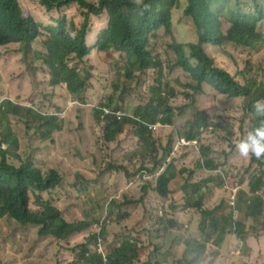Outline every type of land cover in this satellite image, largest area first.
<instances>
[{
	"label": "rangeland",
	"instance_id": "obj_1",
	"mask_svg": "<svg viewBox=\"0 0 264 264\" xmlns=\"http://www.w3.org/2000/svg\"><path fill=\"white\" fill-rule=\"evenodd\" d=\"M92 1L96 4L99 2V0ZM237 1L218 0V3L231 10ZM20 2L25 15L43 24L39 38L32 45L33 50L40 55L29 54L38 69L36 71L26 69L27 59L24 61L23 54L18 52L19 45L0 47V103L10 99L23 108L32 109L37 114L58 116L61 129L43 138V135L37 133L39 124L36 119L34 117L29 119L30 124L35 127L27 129L25 113L21 112L19 115H8V120L0 124V141L3 124H9L19 139L17 153L21 156L22 163L30 160L43 174L49 169H55L63 177L61 185L44 194V199L50 200L60 209L68 222L85 220L94 225L84 233L75 234L67 240H60L52 236L40 237L37 227L20 226L12 219L2 218L0 219V264L78 263L77 253L74 250L85 243L87 238L104 228L105 235L94 246V250L108 254L118 248L125 238H132L138 243L136 250L138 257L134 264H243L244 262L264 264V260H256L259 255L264 256V240L253 239L252 236L242 240L235 234L228 236L231 244L228 251H225L228 257L234 256V260L211 261L215 248L212 242H205L208 235L201 227L204 218L202 210L194 207V204L199 201L201 207L209 211L219 206L223 199L214 200L213 195L197 191L190 197L192 206L186 208L182 205L181 193V187L189 177L187 166L198 163L202 145H209L213 149L211 161L214 169L211 167L209 170L226 171L228 176L229 173L237 174L238 179H244L242 183L245 180L248 183L251 174L264 172V166L253 163L252 157H242L240 160L236 157L238 152L234 153V141L255 126L254 120L249 117L250 114L256 113L253 105L257 100L252 99L249 102L247 112L245 106L248 98L229 99L212 88L205 87V93L199 99V107L205 109L210 116H219L220 122L227 128L223 130L210 127L197 143L188 146L179 145V150L173 156L177 163L174 168L175 178L170 182L173 194L169 197L164 198L154 190L158 177L152 181L145 177L146 174H142L143 171H147L148 175L155 173V170L166 160V150L171 147L174 151L178 141L188 132L190 121L193 119L194 111L191 108L180 113L178 111V108L192 96L188 92L189 77L177 66L176 55L172 54L169 47L173 44L174 38L179 37L180 34H183V38L188 37L184 39L186 45L191 42L192 37L198 41L196 27L189 30V27L195 26L193 21L186 16L185 19L181 18L187 0H179L177 7L173 9L170 32L168 33L165 28L164 32L152 37L149 45L154 54L162 52L163 58L160 60L168 62L163 78V88L166 91L164 94L166 100L163 104L171 106L174 112L172 125L162 127L158 131L162 142L160 160L157 164L154 163L150 152L143 151L137 146V138L132 135L137 131L135 124L129 122L118 140L106 146L105 124L99 122L95 116L96 108L106 103L105 95L115 89L118 98L116 108L124 111L127 118L136 117L139 106H148L154 100L151 91L155 87V82L153 79L150 82L147 80L150 72L136 70L125 55L114 50L107 52L93 50L83 63L75 55L67 56V65L81 72L82 75L87 71L93 77H90L87 102H81V97L74 98L68 92L66 97L53 98L62 92L60 87L53 89L52 97L49 95L44 100L41 94L52 92L47 86L48 70L41 59V54L48 55L44 42L48 39L49 32L45 26L54 24L53 18L56 19L60 12L55 11L53 15L45 14L38 0H20ZM240 5L243 14L259 16L257 28L264 35V0H246ZM65 9L70 18L81 20L77 8ZM93 17L90 18V32L87 35L89 46H94L100 41L109 21L107 15ZM219 19L222 28L228 31L230 28L228 15H220ZM259 45L257 50L246 47L236 48L233 44H226L223 47L210 44L209 52L213 56L215 65L225 68L238 82L253 86V95L258 96L260 100L264 91L263 41H260ZM207 46L208 44L205 45ZM129 70L132 71L133 77H127ZM38 82H41V85ZM115 85H122L125 89H116ZM61 87L64 89V86ZM158 102L162 104L160 100ZM240 118L241 123H239ZM226 129L232 131V134ZM7 153L13 156L10 162L19 166L20 160L16 158L14 152L11 150ZM199 172L198 180L208 175L204 170ZM147 185L151 187H146ZM215 187L226 191L222 179ZM145 188H148V194L144 196ZM258 194L264 198V189ZM32 203L33 199H31V208H35ZM228 211L230 206H225L222 213ZM163 220H166V224L162 223ZM173 222L177 225L174 226ZM246 224L251 231L259 234L264 230V215L257 221L248 219ZM187 240L192 241L190 245H185ZM200 244H204L206 249H200ZM218 249L223 250V247Z\"/></svg>",
	"mask_w": 264,
	"mask_h": 264
},
{
	"label": "trees",
	"instance_id": "obj_2",
	"mask_svg": "<svg viewBox=\"0 0 264 264\" xmlns=\"http://www.w3.org/2000/svg\"><path fill=\"white\" fill-rule=\"evenodd\" d=\"M178 3L179 0H144V5L147 6L148 10L141 14L135 9L132 0H99L98 4L92 0H38V4L45 14L53 15L55 11L60 12L56 19L53 18L56 26L54 24L45 26L49 32V37L44 42L45 51L48 52V55L41 54V59L48 69L46 74L47 86L52 89V92L42 93L43 99H47L49 95L52 97L51 93L55 88L60 87L62 92L53 98L66 97L68 92L74 98L81 97V102H87L89 83L93 77L87 71H84L85 75H82L81 72L79 73L67 65V56L75 55L83 63L93 50L99 52L114 50L125 55L136 70L150 72L147 80L150 82L153 79L155 82V87L151 91L154 100L148 106H139L136 117L127 118L124 111L116 108L118 98L114 89L113 92L105 95L106 103L96 108L95 116L99 122L105 124L104 139L106 146L118 140L129 122L135 124L137 131L132 135L137 138V146L143 151L150 152L154 163L157 164L160 160L162 141L158 131L152 129V126L159 123L172 125L174 112L168 104H163L166 100L163 78L168 62L167 60H160L163 58L162 52L154 54L148 46L150 36L155 31L164 32L166 28L168 33L170 32L172 11ZM212 6H215L214 11ZM65 8H77L81 20L70 18ZM233 8L235 12L232 13L218 3V0H187L181 18L185 19L186 16L193 21L195 26L189 27V30L196 27L198 41L192 37L191 42L186 45L184 39H188V37L183 38V34H180L179 37L174 38L173 44L169 46L172 54L177 56V65L196 82L195 85L189 84L191 90L195 91L192 97L178 108L179 113L188 108L194 111L190 128L184 137L186 141L198 142L210 127L223 130L227 128L220 122L219 116H210L205 109L199 107V99L204 95L205 87H210L229 99L248 98L245 106L247 112L249 102L252 99L259 100L258 96L253 95V86L238 82L225 68L215 65L213 56L209 52L210 44L222 46L224 43L230 42L236 48L246 47L259 50V42L263 41L264 43V35L257 28L260 21L259 16L243 14L239 0L235 2ZM224 14L228 15L231 24L228 29V36L223 42H212L215 36L214 27L221 26L218 16ZM104 15L109 17L108 27L101 35L100 41L94 46H89L87 35L90 32V18L91 16ZM42 27L43 24L25 15L20 0H0V47H7L13 43L19 44L18 52L23 54L24 61L27 59L26 69L31 71L38 69L29 54L40 55L39 52L33 50L32 45L39 38ZM220 31L224 33L225 29H220ZM207 44L208 46L205 47ZM127 77H133L131 70L128 71ZM203 83L207 85L202 89ZM38 84L41 85V82ZM61 86H64V89ZM115 88L125 89L122 85H115ZM260 98V100H264V91ZM21 112L25 113L27 129H34L35 126L30 124L29 119L31 117L36 119L39 124L37 133L43 135V138H47L53 131L61 129L58 116L37 114L30 108H23L8 100H4L0 106V124L8 120V115H19ZM249 118L255 122L252 130L259 125L261 120H264V117H260L256 113L250 114ZM241 122L240 118L239 123ZM226 130L232 134V131ZM247 133L240 135V138ZM1 135V143L6 146V149H0V219L9 218L16 221L20 226L37 227L40 237L52 236L60 240H67L75 234L89 230L94 224L92 225L88 221L70 223L65 219L60 209L53 205L50 200L44 199V194L61 185L62 175L55 169H49L46 174H43L30 160H25L22 163L21 156L17 153L19 139L9 124H3ZM11 150L20 160L19 166L10 162V158L13 156H9L7 152ZM212 151L213 149L209 145L200 146V159L195 165L187 166L189 177L181 187V193L183 194L182 205L186 208L192 206L190 197L197 191L213 195L214 200L216 198L223 199L219 206L209 211L203 209L199 201L194 204V207L202 210L204 218L201 227L208 235L205 242H212L215 248L214 257L211 260L215 261L221 255L218 248L224 247L230 234H235L238 238L245 240L253 232L247 226L246 221L248 219L257 221L263 217L264 198L258 193L264 189V172L262 171L261 174L253 173L249 177L248 183L246 180L242 183L244 179H238L237 174L229 173L228 176L226 171L209 170L211 167L214 169L211 161ZM236 151L234 144V153ZM172 153L173 148L169 147L166 150L165 158L171 157ZM236 157L242 160L239 154ZM263 160L264 158L256 159L254 156L251 158V161L258 166H264ZM176 163L175 158L172 157L170 166L158 178L154 188L164 198L173 194L172 189H170V180L174 175L173 170ZM199 170L206 171L208 175L198 180ZM221 179L226 191L215 187ZM241 185L248 187L251 196L241 190L234 206L231 204L230 189ZM146 187L151 186L147 185ZM147 194L148 188H145L144 196ZM31 199H33L32 204L35 208H31ZM197 199L199 200L198 196ZM247 202L250 204L248 205ZM225 206H230V211L222 213ZM244 207H246L245 210ZM162 223L166 224V220H163ZM173 225L176 226L177 223L173 222ZM104 235L105 228L100 233L87 238L85 243L77 246L74 252L77 253L78 263L70 264L135 263L138 257L136 246L126 242H123L120 248L110 253L107 257L108 262H106L104 256L93 249ZM191 242V240H187L185 245H190ZM199 246L200 249H206L204 244ZM197 253L199 254L198 251ZM223 258L231 261L234 256H223ZM256 260L260 259L257 258ZM247 263L244 262L243 264Z\"/></svg>",
	"mask_w": 264,
	"mask_h": 264
},
{
	"label": "clouds",
	"instance_id": "obj_3",
	"mask_svg": "<svg viewBox=\"0 0 264 264\" xmlns=\"http://www.w3.org/2000/svg\"><path fill=\"white\" fill-rule=\"evenodd\" d=\"M240 3H243L244 1L246 0H239ZM132 3L134 4L135 6V9L137 11H139L141 14H143L145 11H147V6L144 5V0H132ZM212 9L214 11V8L212 6ZM232 13L235 12V10L233 8H231ZM253 15V14H251ZM220 15L218 16V20L220 21ZM221 22V21H220ZM230 24V23H229ZM230 27H231V24H230ZM220 29H223L222 28V22H221V26L220 27H215V36H214V39L212 42H223L227 36H228V31L226 30L224 33L220 31ZM157 33H161V31L159 32L158 31H155L154 33L151 34L150 36V44H151V40H152V37L154 35H156ZM13 44H16V43H13ZM149 44V45H150ZM226 44H230V42H226L224 43V45L220 46V47H223L225 46ZM19 45V44H17ZM20 46V45H19ZM149 48V46H148ZM150 50V48H149ZM151 51V50H150ZM152 52V51H151ZM176 55V54H175ZM176 59H177V56H176ZM177 62V60H176ZM177 64V63H176ZM178 66V65H177ZM179 67V66H178ZM185 74H187L181 67H179ZM47 69V68H46ZM48 70V69H47ZM188 75V82H187V85H188V92L191 93V96L193 95V90H191V88L189 87V84H193L195 85L196 82L193 81L191 79V77ZM60 85H63V84H60ZM207 84L206 83H203L202 84V89L206 86ZM222 96V95H221ZM225 97V96H224ZM5 100H8V101H11L13 103H15L14 101L10 100V99H5ZM4 101V100H3ZM2 101V102H3ZM2 102L0 103V106L2 104ZM16 104V103H15ZM19 105V104H17ZM20 106V105H19ZM171 107V106H170ZM253 108L256 112V114L260 117H264V100H257L254 105H253ZM168 125H163L161 123L155 125V126H152V129H155L156 131H159L160 128L162 127H166ZM194 143H197V141H186L184 138H181L179 141H178V146L174 149L173 153H172V156L171 157H168L165 162L159 166L156 170H155V173L151 174V175H148L147 171H143L142 174H146L145 177L148 178L149 180H152L156 177H161V175L163 173L166 172V170L168 169V167L170 166V160L171 158L174 156L175 152L179 150V145L181 146H188V145H191V144H194ZM235 143V147H236V150L238 152V154L243 157V158H250L252 156H254L256 159H261V158H264V120H261L259 125L257 127H255L253 130L249 131L245 136H243L242 138L238 139V140H235L234 141ZM0 149H6V146L4 144L1 143L0 141ZM175 168V167H174ZM174 171V170H173ZM175 178V173L173 175V177L171 178L170 182ZM158 180V179H157ZM153 183V182H152ZM157 184V182H156ZM245 186L244 185H241L239 187H235L233 189H230V195H231V204L235 206V203H236V200L237 198L239 197V193L241 190H243L245 193H247L249 196H251L250 194V191L249 189L248 190H245L244 188ZM248 205L250 204L249 202H247ZM63 214V213H62ZM64 216V215H63ZM85 221V220H83ZM264 232V230L262 231ZM84 233V232H82ZM97 233H100L97 232ZM95 233V234H97ZM261 232H259L260 234ZM78 234H81V233H78ZM259 234L257 232H252L249 236H252V237H258ZM123 242H126V243H130V244H133L136 246V250H137V245L138 243H136L135 241H133L132 238H125ZM122 243L121 245L118 247L120 248L122 246ZM116 248V249H118ZM94 249V247H93ZM115 249V250H116ZM114 250V251H115ZM95 251H98L100 254H102L104 256V259L106 262H108L107 260V257L110 253L108 254H105L103 252H101L100 250H95ZM112 253V252H111ZM137 254V253H136ZM73 263V262H72ZM70 264V263H69Z\"/></svg>",
	"mask_w": 264,
	"mask_h": 264
},
{
	"label": "crops",
	"instance_id": "obj_4",
	"mask_svg": "<svg viewBox=\"0 0 264 264\" xmlns=\"http://www.w3.org/2000/svg\"><path fill=\"white\" fill-rule=\"evenodd\" d=\"M244 188H245V190H248V187H247V186H245ZM252 238H253V239H263V240H264V232H261L257 238H256V237H252ZM230 244H231V241L227 238V241H226V244H225L224 247H223V250H220V251H221V255H220L219 258H223V256H227V255L225 254V251H228ZM227 257H228V256H227ZM219 258L217 259V261H226V262H230V261H228V260H226V259H224V258H223L222 260H220ZM258 258L264 260V256H263V255H259ZM233 260H234V259H233ZM231 261H232V260H231Z\"/></svg>",
	"mask_w": 264,
	"mask_h": 264
}]
</instances>
